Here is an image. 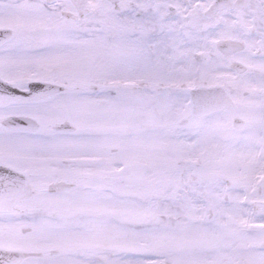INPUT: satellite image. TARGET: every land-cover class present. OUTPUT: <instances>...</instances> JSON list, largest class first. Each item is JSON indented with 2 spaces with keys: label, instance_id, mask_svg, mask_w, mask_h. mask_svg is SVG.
Returning <instances> with one entry per match:
<instances>
[{
  "label": "snow or ice",
  "instance_id": "6c2138e0",
  "mask_svg": "<svg viewBox=\"0 0 264 264\" xmlns=\"http://www.w3.org/2000/svg\"><path fill=\"white\" fill-rule=\"evenodd\" d=\"M0 264H264V0H0Z\"/></svg>",
  "mask_w": 264,
  "mask_h": 264
}]
</instances>
